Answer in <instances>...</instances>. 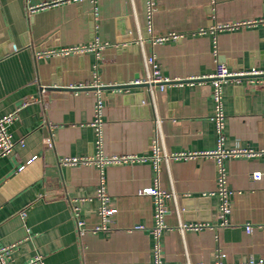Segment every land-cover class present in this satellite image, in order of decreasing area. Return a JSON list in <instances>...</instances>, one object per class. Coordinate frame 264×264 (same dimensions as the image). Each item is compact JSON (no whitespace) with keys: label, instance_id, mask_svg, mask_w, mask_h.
<instances>
[{"label":"crops","instance_id":"1","mask_svg":"<svg viewBox=\"0 0 264 264\" xmlns=\"http://www.w3.org/2000/svg\"><path fill=\"white\" fill-rule=\"evenodd\" d=\"M152 2L148 18L147 0H0V118L26 103L8 126L16 144L0 156V246H12L10 264L35 256L42 264L264 260V75L222 84L220 134L210 79L218 63L264 71V0ZM235 21L258 22L212 29ZM148 24L154 35L181 37L153 44ZM95 42L106 46L65 53ZM150 55L169 80L153 96L138 86L146 84ZM155 135L167 153L192 156L162 161L156 170ZM219 150L251 152L222 158L226 213L211 155ZM97 156L144 160L60 163ZM253 172L263 178L253 180ZM156 183L168 194L158 237L154 198L143 193ZM100 185L116 212L106 231L80 236L71 207L88 227L97 224Z\"/></svg>","mask_w":264,"mask_h":264},{"label":"built area","instance_id":"2","mask_svg":"<svg viewBox=\"0 0 264 264\" xmlns=\"http://www.w3.org/2000/svg\"><path fill=\"white\" fill-rule=\"evenodd\" d=\"M154 9V4L152 0H147V16L148 18H151L152 12ZM29 13H32L36 10V7L30 6L29 7ZM258 21H235L231 23H222L216 25L213 30H236L239 28H245L247 26H251L256 24ZM259 22H264V20H260ZM147 33L149 34V38L152 41L153 44L155 43H161L163 41H166L168 39H173L176 40L181 37V34H176V33H168L164 35H154L152 31V27L150 24H148L147 28ZM202 32V31H199ZM106 45L102 44L99 45L96 42L94 43L93 46H83L80 48H72L70 50H66L65 53L68 51H74V52H84L86 50H89L93 47H99V48H104ZM144 66H145V78L143 80L144 83L149 85L150 91L149 93L151 96L155 94V86H158L160 90H164V86L166 83L169 82L168 79L163 78L160 75V70H159V65L156 63L155 59L153 56H147L145 57L144 60ZM258 75H264V71H259L256 69H251L250 71H230L227 69V67L222 64L218 63L215 66L214 73L210 76V79L212 80V98L216 104L215 107V114L213 117V121L215 123L216 129L218 133H221V130L223 128V121H224V114L221 109V86L227 79H232V78H239V77H244V76H258ZM97 88H99L98 85H95ZM99 90V89H98ZM98 107H100V101L98 100L97 102ZM26 103H23L21 107H24ZM16 108L12 112L8 113L7 115L3 116L0 118V156H6L11 153L13 150V147L15 146V142L12 140L10 133L8 132V126L13 123L17 117H18V112L20 108ZM99 112V110H98ZM156 130L158 132L159 130V121L156 120ZM93 125L97 127V132L99 134V120L97 119ZM20 146H23V140H20L17 142ZM47 144H51V140L47 139L46 140ZM247 155L251 154V152H240V151H232V152H224V151H217V152H211V155H214L217 157L218 161V172H219V177H218V192L222 197V206H221V211L223 213L228 212V209L226 207L225 203V177H224V169L222 166V158L226 156H232V155H239V154H245ZM192 154H169L165 150L161 149L157 143V137L155 135V140L154 144L152 146V156L150 160L152 161V164L154 165V168L156 170L159 169V165L161 164L162 161L168 162L169 160H174V159H180V158H187L191 157ZM33 159H31L29 162H31ZM139 160H144L141 158H138L136 156H120V157H111L109 159H104L102 156H97L94 160L89 157H83V158H64L60 160V163L64 165H78V164H90L92 162L96 163H104V162H110L114 164H120L124 162H134V161H139ZM27 162V163H29ZM23 166L19 167L18 170H22ZM250 177L255 180L259 181L263 178V174L261 172H253L250 174ZM143 193L145 195L152 196L154 198L155 202V217L157 220V226L153 229V233L155 236H159L161 230L164 228L163 223H162V215L165 213V208L163 205V198L167 197L168 194L164 191H161L157 183L155 184L154 187L151 188H146L143 190ZM96 198L99 201V208L97 211L98 217H99V222L95 224L94 226L88 227L87 224L76 217V212H77V207H71L72 212L75 217V226L77 229V233L82 236L86 232H92L96 233L99 231H106L107 230V223L110 220V217L113 216L116 212L115 209L109 207V196L106 193L104 187L100 185L96 189ZM77 201L83 202L85 201V198H80ZM184 228L188 229H198L201 227V225H196V224H188L184 225ZM138 228V227H137ZM142 227H139L138 229H141ZM246 232L250 233L251 232V227L246 226ZM156 252L158 250V246L155 247ZM11 250L12 246H0V264H10V255H11ZM27 264H42V258L40 256H35L30 262ZM220 264V263H217ZM246 264H264V260H260L258 262L250 261Z\"/></svg>","mask_w":264,"mask_h":264},{"label":"water","instance_id":"3","mask_svg":"<svg viewBox=\"0 0 264 264\" xmlns=\"http://www.w3.org/2000/svg\"><path fill=\"white\" fill-rule=\"evenodd\" d=\"M139 87H149L148 84H139ZM125 87H131L129 86H110V87H100V90H105V89H120V88H125Z\"/></svg>","mask_w":264,"mask_h":264}]
</instances>
